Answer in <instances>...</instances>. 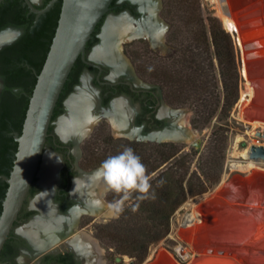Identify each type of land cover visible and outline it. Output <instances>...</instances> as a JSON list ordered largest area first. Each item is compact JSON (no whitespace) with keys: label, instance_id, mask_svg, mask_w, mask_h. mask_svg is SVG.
<instances>
[{"label":"rangeland","instance_id":"rangeland-1","mask_svg":"<svg viewBox=\"0 0 264 264\" xmlns=\"http://www.w3.org/2000/svg\"><path fill=\"white\" fill-rule=\"evenodd\" d=\"M161 5L159 14L166 23V40L158 44L141 39L128 40L121 43L124 46L123 54L126 61L133 64L138 71L133 77L135 83L159 86L163 92L164 103L179 110L180 117L184 116L188 120L193 135L185 140L166 144L161 140H144L148 143L141 144L136 149L131 147L140 156L148 173L156 174L151 181L156 198L139 202V207L144 209L133 212L131 206H126L118 218H109L106 205L114 196L107 195L103 216L95 217L96 222L88 231L99 240L104 250V264H150L162 249L180 259V264H188L179 256L177 249L179 245L186 246L179 233L189 227L182 221L191 211L190 204L212 194L225 179L228 182L238 175L245 177L255 169L258 164L245 157L244 151L251 146L252 140L264 143V130L253 128L239 118L240 103L248 90L243 73V53L236 30L227 28L219 14L218 3L214 0H161ZM3 33H6L4 36H18L21 30L8 29ZM214 38L220 51H226L228 42L234 50L239 94L232 107L226 105L224 90L220 87L222 80ZM182 49L186 50L188 56L193 54L198 67L194 68L195 87H198L200 94L192 99L170 103L165 97L160 77L169 74L171 63L182 54ZM214 76L217 78V91L221 96L219 110L211 120L199 118L198 105L209 101L213 103V93L217 87ZM101 119L93 132L79 143L85 153L78 163L87 169L100 165L109 155L119 153L124 147H130L119 139L123 137L122 134L114 132L110 124ZM47 152L50 151L46 150L45 154ZM161 152L171 158L163 162ZM160 181L164 183L160 185ZM181 184L186 189V197L175 208V204L181 200ZM202 186L207 191L189 194L190 189H202ZM151 256L154 258L149 260ZM31 260L34 257L24 256L25 263Z\"/></svg>","mask_w":264,"mask_h":264},{"label":"flooded vegetation","instance_id":"flooded-vegetation-1","mask_svg":"<svg viewBox=\"0 0 264 264\" xmlns=\"http://www.w3.org/2000/svg\"><path fill=\"white\" fill-rule=\"evenodd\" d=\"M28 1L35 8L42 9L50 0ZM28 1L0 0V54L11 49L9 53L12 56V62L7 65V68L10 71H21L23 73L22 81H24V84L21 83L24 87H14L12 93L8 94L7 77L0 72V78L4 84L0 90V109L2 104L7 101L8 104L11 102L16 110L23 105L24 101L29 104L32 94L27 89L36 84L37 76L42 69L39 70L38 65V58L42 53L32 51L22 55L17 52L19 43L25 37H29L27 34L34 36L37 32L42 31L40 36L42 42L55 34L52 21L54 7L39 16L38 19L37 13L29 7ZM58 3L62 5V0H59ZM112 3L109 12L97 24L86 45L85 59L79 57L76 61L74 78L66 81V86L70 81L69 84L72 87H64L57 102L37 175L2 249L3 264H91L95 261L104 264V250L100 246L99 240L88 231L96 222L94 218L103 216L108 197L107 195L101 196L100 188L91 179L100 165H93L87 169L78 163L79 159H83L85 153V149L80 147L79 143L93 132L101 118L110 124L114 132L123 135L122 138H119L120 140L134 149L140 147L141 144L148 143L144 140L150 139L161 140L166 144L172 141L164 140L166 136L173 137L178 134L179 110L171 107L169 103H164L163 92L159 86L135 83L133 77L138 74V71L133 64L126 61L123 45L122 49H117L120 59L124 63L123 66L119 65L120 61L117 59L109 57L106 60L94 56L95 50L102 45L104 24L109 15L114 17L127 15L129 21H133L131 22L132 26L134 25L133 28L135 27L134 29L139 33L129 41L141 39L154 44L164 42L163 40H166L164 34L167 29L164 18L159 14L162 9L161 0H152L154 11H148L144 2L140 0H115ZM37 20L38 22H36ZM8 29H20L21 34L18 36L11 34V36L3 38L8 33L3 32ZM126 42L128 41H123V43ZM82 87L88 88L94 96L97 95L95 97L97 112L93 116L91 127L87 132L81 133L75 138L72 136L65 138L59 131V121L68 112L70 97L74 96ZM68 88L71 90L66 92ZM17 119L18 114L14 112L12 117L6 121L7 128L3 130L4 137H2L9 142L15 140L14 133L17 131L13 123ZM113 125L116 126V129ZM46 150L57 155L61 161L56 178L49 186L43 184L41 174H39ZM16 152L10 147L0 161V193L6 190L4 189L6 182L2 176L10 175ZM79 182L82 184L80 189L76 187ZM44 192L49 194L46 206L53 211L50 218L49 214L48 216L42 214L41 207L33 204ZM2 199L3 196H0V203ZM41 215L54 223L52 225L54 236L49 243L41 244L38 247L22 229L30 225L32 221L40 219ZM18 226L19 228H17ZM24 256L34 257V260L25 263Z\"/></svg>","mask_w":264,"mask_h":264},{"label":"bare ground","instance_id":"bare-ground-1","mask_svg":"<svg viewBox=\"0 0 264 264\" xmlns=\"http://www.w3.org/2000/svg\"><path fill=\"white\" fill-rule=\"evenodd\" d=\"M140 1L148 11H154L152 0ZM214 1L219 5V14L227 28L236 30L243 53V73L248 90L240 103L239 118L253 128L264 130V0ZM133 26L127 15L110 16L102 34L104 41L94 56L117 59L123 66L117 49L121 48L123 41L139 33ZM95 97L97 95L94 96L86 87L70 97L68 112L59 121V131L65 138H75L90 129L97 112ZM178 120L185 128L177 129V133L183 140L191 137L188 120L184 116H179ZM244 156L258 164L255 169L245 177L238 175L228 182L225 179L212 194L190 204V213L183 217L182 223L189 227L181 230L179 236L186 246L179 245L177 252L188 264H264V167H261L264 165V143L252 140ZM44 157L40 174L43 184L49 186L56 178L61 161L57 155L48 152ZM81 186L79 182L76 187ZM48 195L44 192L33 204L41 207L42 214H49L50 218L53 211L46 206ZM49 218L41 215L40 219L22 229L38 247L49 243L54 236V223ZM153 258L151 256L149 260ZM179 260L162 249L150 264H180Z\"/></svg>","mask_w":264,"mask_h":264},{"label":"water","instance_id":"water-1","mask_svg":"<svg viewBox=\"0 0 264 264\" xmlns=\"http://www.w3.org/2000/svg\"><path fill=\"white\" fill-rule=\"evenodd\" d=\"M58 1L50 0L42 9L35 8L29 1L28 4L39 19V16L52 9ZM112 2L113 0H62L56 31L44 65L37 76L22 132L14 133L18 142L14 166L9 176H2L8 183V188L1 200L3 208L0 214V264H3L2 249L37 175L57 102L76 61L79 57L85 59L86 45L97 24L109 12ZM103 41L102 36V43ZM3 86V80L0 78V90ZM184 128L181 125L178 127ZM164 140L183 139L177 134L173 137L166 136Z\"/></svg>","mask_w":264,"mask_h":264},{"label":"trees","instance_id":"trees-1","mask_svg":"<svg viewBox=\"0 0 264 264\" xmlns=\"http://www.w3.org/2000/svg\"><path fill=\"white\" fill-rule=\"evenodd\" d=\"M115 0H113L114 2ZM113 4V3H112ZM60 10H61V5L57 2L53 8V25L54 29L56 31V27L58 24V19L60 15ZM42 31L37 32L34 36H30L32 34H27L29 37H25L23 41H21L18 45L17 52L21 53L22 55H26V53H30L32 51L36 52L38 51L39 53H42V55L38 58V65H39V70L43 67L44 62L46 60L48 51L50 49V45L53 40V36H50L48 40L45 42H42L41 40V35ZM214 43L216 45V57L218 60V65L220 67V77L222 80V85L220 87L223 88L224 90V96H225V102L226 105H229V107L233 106V104L237 101L238 99V94H239V83H238V73H237V67H236V59L234 55V50L232 45L230 43H227L226 46V51H220V48L217 44L216 39L214 38ZM11 49L6 50L2 54H0V72L1 74L5 75L7 77V92L8 94L12 93V89L14 87H24L22 84H24V81H22V76L23 73L21 71H10L7 68V65H9L11 61V55L9 53ZM182 54L178 56V58H174L173 62L171 63L170 66V72L169 74H163L161 75V80L163 82V91L165 92V97L166 99L170 100L169 102H182L185 99H192L195 96L197 97L200 93L199 90L197 89L198 87H195V80L196 76L194 73V68L196 67V64L194 62V57L193 54L190 56L187 55L186 50L182 49ZM169 66V65H168ZM198 68V67H196ZM197 70V69H196ZM201 71V70H200ZM76 74V67L72 69V72L69 75L68 80L73 79ZM215 77V76H214ZM76 78V77H75ZM217 78L215 77V90L213 93V103L211 101L204 103V104H199L198 105V115L199 118H207V120H211V118L217 113L220 107L221 103V96L220 92L217 90L219 89V85L216 83ZM22 83V84H21ZM70 83V81H69ZM67 83V86L65 84L64 87H72ZM34 86H31L30 89H27L29 93L32 94ZM71 90V88H68V90ZM69 90V91H70ZM30 101V100H29ZM8 101L7 103H3L0 109V138H1V145H0V161L3 159V156L5 152L11 147L15 149L16 151L18 150V142L13 139V141L9 142L3 138L4 136L2 135L4 133V129H6V121L8 118H11L14 112L18 114V119L13 123L15 129L17 132L21 134L22 128H23V123L25 120L26 112L28 109V102L23 103L22 106H19V108H15V106ZM3 136V137H2ZM6 141V142H5ZM161 158H163V162H167L171 157L165 155L164 152H161ZM166 173V172H165ZM164 173V174H165ZM6 182V181H5ZM203 187V186H202ZM8 188V183H5L4 186V191L0 193V196L5 197V192L7 191ZM207 191L206 187H203L202 189H196L192 190L190 189L189 194L195 195L197 193H204ZM179 195L181 196V200H179L178 203L175 204V208L178 207L183 199L186 197V189L183 186V184L180 185L179 187ZM2 202L0 203V214L2 212ZM139 209H144L142 206L138 208ZM137 210V211H138ZM109 236V235H107ZM112 236V235H110Z\"/></svg>","mask_w":264,"mask_h":264},{"label":"clouds","instance_id":"clouds-1","mask_svg":"<svg viewBox=\"0 0 264 264\" xmlns=\"http://www.w3.org/2000/svg\"><path fill=\"white\" fill-rule=\"evenodd\" d=\"M155 175L148 173L133 148L124 147L119 153L104 159L91 179L100 188L101 196L113 194L114 198L106 205L107 215L118 218L126 206H131L135 212L139 202L156 198L151 183ZM159 183L162 185L164 182Z\"/></svg>","mask_w":264,"mask_h":264}]
</instances>
